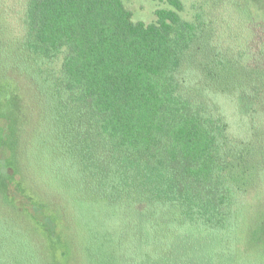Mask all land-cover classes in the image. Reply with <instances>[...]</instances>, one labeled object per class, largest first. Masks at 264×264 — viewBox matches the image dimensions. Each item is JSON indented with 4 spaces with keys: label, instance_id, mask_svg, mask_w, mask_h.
Here are the masks:
<instances>
[{
    "label": "trees",
    "instance_id": "1",
    "mask_svg": "<svg viewBox=\"0 0 264 264\" xmlns=\"http://www.w3.org/2000/svg\"><path fill=\"white\" fill-rule=\"evenodd\" d=\"M165 1L145 23L123 0H0V264H195L190 234H230L262 181L260 43L235 48L253 78L220 83L226 48Z\"/></svg>",
    "mask_w": 264,
    "mask_h": 264
},
{
    "label": "rangeland",
    "instance_id": "2",
    "mask_svg": "<svg viewBox=\"0 0 264 264\" xmlns=\"http://www.w3.org/2000/svg\"><path fill=\"white\" fill-rule=\"evenodd\" d=\"M181 1L183 2L181 15L188 20H196V17L199 16L204 22L202 28L205 27L210 31V38L213 41L219 40L220 48L222 46L226 48L220 53L223 64L220 66L221 68H217L219 82L223 84L230 80L237 82L248 79L247 77L251 80L254 75L252 70L248 74L242 73L246 66L244 61H247L250 56L247 53L242 56L235 48L245 49L253 37L260 43L259 57L262 58L261 62L264 61V0H229L233 6L226 0V4H223L221 8L217 7L215 0ZM123 3L131 11L133 20L145 23L155 19L154 11L157 8L169 7L165 0H123ZM256 33L260 34L259 37L262 35L261 38L254 35ZM261 46L263 48H260ZM214 51L215 48H211V43L210 45L205 43L202 58H209ZM237 59L239 60L237 61ZM248 61L251 66L255 67L260 62H256L253 56ZM223 87L230 88V85ZM233 92H236V88ZM227 105L233 111H235V107L237 108L236 102L231 100H227ZM256 130L262 133V140L259 139L256 143V146L261 149V146L264 145V120L262 124L256 126ZM258 148L257 151H259ZM252 163L254 165L247 174H251L254 180L257 169V173H260L259 178L262 180L258 185L260 188L258 186L253 188L249 196L241 202L230 234L223 237L217 234L192 233L188 236L186 241L192 244V248L187 251L186 256L192 257L195 264H264V169L258 167L260 163H264V157L253 159ZM49 190H51L50 186ZM75 212L77 215H81L85 223L90 218L87 210L83 207ZM227 237L228 245H230L228 248H231V251L225 254Z\"/></svg>",
    "mask_w": 264,
    "mask_h": 264
}]
</instances>
